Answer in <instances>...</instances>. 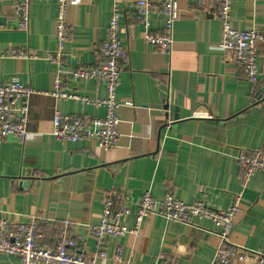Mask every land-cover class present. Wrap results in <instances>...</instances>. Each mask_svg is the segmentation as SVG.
<instances>
[{"label":"crops","instance_id":"crops-1","mask_svg":"<svg viewBox=\"0 0 264 264\" xmlns=\"http://www.w3.org/2000/svg\"><path fill=\"white\" fill-rule=\"evenodd\" d=\"M0 0V85L19 78L38 91L30 103L28 138L0 142V219L13 225L42 219L43 245L54 247L64 223L83 243V255L97 251L89 226L99 225L104 198L122 193L132 213L121 220L136 227L135 204L148 192L162 201L172 193L190 205L204 201L224 209L242 195L231 241L264 254V173L246 186L238 157L264 146V46L258 69L263 82L253 86L220 49L222 26L213 13L217 0H178L180 16L173 31L174 50L161 55L146 41L147 29L133 22L138 0H86L68 16L67 61L93 65L107 38L112 6L124 9L121 41L127 59L120 76L119 146L103 151L94 140L62 143L53 135L56 112L102 118L77 100H58L50 93L56 65L45 56L56 49V1L31 0L28 32L16 30L13 3ZM234 25L264 31V0H230ZM165 19L150 16V33L160 35ZM27 51L22 60L8 55ZM66 91L90 100L106 96L96 81L68 82ZM195 226L161 216L144 220L139 236L112 238L99 264H214L219 227L208 220ZM253 260L248 264H253ZM0 264H21L0 254Z\"/></svg>","mask_w":264,"mask_h":264},{"label":"built area","instance_id":"built-area-1","mask_svg":"<svg viewBox=\"0 0 264 264\" xmlns=\"http://www.w3.org/2000/svg\"><path fill=\"white\" fill-rule=\"evenodd\" d=\"M56 1V49L45 58L56 65L53 88L50 95L58 100H77L96 109H103L102 118L64 115L56 112L53 118V137L62 143H76L94 140L103 151H112L119 146L120 119L117 111L120 104L117 92L120 76L126 63L127 53L121 41V20L124 9L118 3L112 6L107 38L100 47L95 64L74 66L67 61L66 45L69 41L68 16L70 10L86 0H44ZM213 13L222 26L220 49L225 61L236 65L241 77L253 86L260 85L263 78L258 69L260 46H264V31L257 28L241 30L232 20L230 0H217ZM16 30L28 32L30 25L31 0H15L13 3ZM161 15L165 19L164 31L160 35L150 33V16ZM178 0H138L134 7L133 22L147 29L146 41L157 53L170 56L174 50L173 31L179 19ZM9 56L22 60L32 56L27 51H11ZM96 81L106 88L102 99L90 100L66 91L68 82ZM38 93L28 83L12 78L0 85V142L15 138L25 145L29 132L30 103ZM238 161L243 170V185L252 177L264 173V146L261 149L243 152ZM242 195L232 196L231 204L224 209H214L204 201L197 200L187 205L168 193L160 201L146 192L135 206L136 227L129 230L121 220L132 213L133 206L122 193H113L104 198V211L99 225L89 226V232L96 238L97 251L91 258L83 255V243L69 235V225L59 232L56 245L52 248L43 245L44 233L41 220L30 217L13 225L8 218L0 219V254L14 256L21 264H99L98 260L107 257L109 241L127 235L139 236L140 228L150 216H161L170 222L195 226V221L208 220L219 227V247L214 264H264V254L251 251L231 241L236 218L241 210ZM157 264H172L171 261H158Z\"/></svg>","mask_w":264,"mask_h":264}]
</instances>
